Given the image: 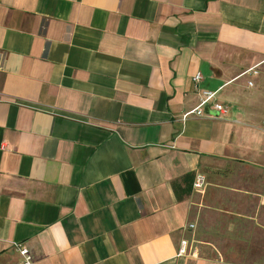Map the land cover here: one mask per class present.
<instances>
[{
	"label": "crops",
	"instance_id": "crops-1",
	"mask_svg": "<svg viewBox=\"0 0 264 264\" xmlns=\"http://www.w3.org/2000/svg\"><path fill=\"white\" fill-rule=\"evenodd\" d=\"M252 234L264 0H0V264H257L222 252Z\"/></svg>",
	"mask_w": 264,
	"mask_h": 264
},
{
	"label": "built area",
	"instance_id": "built-area-1",
	"mask_svg": "<svg viewBox=\"0 0 264 264\" xmlns=\"http://www.w3.org/2000/svg\"><path fill=\"white\" fill-rule=\"evenodd\" d=\"M255 74H257V71H254ZM195 81L196 84L202 79V75L201 73H198L195 76ZM250 85L253 84V82H249ZM200 104L197 108L186 112L184 114V118H186L187 116H189L191 113H196L198 115H202L204 113V109L203 107L209 103L211 100H213L216 96V92L215 91H211L208 89H202L200 90ZM217 110H220L222 112H226L227 108L223 105V104H219L216 103L214 106ZM206 176L203 173H199L196 176V179L194 181V187L196 189H201L205 186L206 184ZM191 226H194L193 224H191ZM15 246L19 252V254L21 255V260L18 264H36L35 263V258L34 255L32 254L31 250L29 249V247L23 243H15ZM189 253V240L187 238H184L181 240L180 243V248H179V255H186Z\"/></svg>",
	"mask_w": 264,
	"mask_h": 264
},
{
	"label": "rangeland",
	"instance_id": "rangeland-1",
	"mask_svg": "<svg viewBox=\"0 0 264 264\" xmlns=\"http://www.w3.org/2000/svg\"><path fill=\"white\" fill-rule=\"evenodd\" d=\"M240 238H242V240H240ZM226 245L231 247L230 249L222 250L227 259L264 264V235L252 234L249 236L243 235L242 237L232 236L227 240ZM211 254L212 252L210 255Z\"/></svg>",
	"mask_w": 264,
	"mask_h": 264
}]
</instances>
